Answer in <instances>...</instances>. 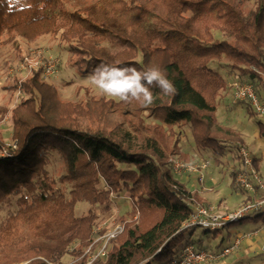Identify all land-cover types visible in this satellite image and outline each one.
<instances>
[{"label": "trees", "instance_id": "1", "mask_svg": "<svg viewBox=\"0 0 264 264\" xmlns=\"http://www.w3.org/2000/svg\"><path fill=\"white\" fill-rule=\"evenodd\" d=\"M249 4L96 0L70 8L63 0H0V47L13 46L20 60L24 43L50 35L67 46V63L80 77L101 63L151 66L176 88L168 96L153 88L156 98L147 107L96 96L68 100L43 79L42 66L5 86L21 97L14 107L0 105V123L8 115L13 123L12 144L0 124V204L16 197L18 207L0 224V264H64L66 256L72 264H174L201 227L186 226L199 193L170 167L176 154L187 159L182 128L220 162L245 143L234 127L218 124L227 88L222 68L241 82L264 83V0ZM54 154L61 159L57 174L49 171ZM252 162L258 169L255 157ZM241 170L231 173L234 185ZM120 196L129 198L132 219L109 240L106 255L95 257L106 230L92 208L108 209ZM81 201L92 208L79 215ZM246 221L263 223L264 209L204 232L214 237ZM196 241L198 249L206 247L201 237Z\"/></svg>", "mask_w": 264, "mask_h": 264}, {"label": "rangeland", "instance_id": "2", "mask_svg": "<svg viewBox=\"0 0 264 264\" xmlns=\"http://www.w3.org/2000/svg\"><path fill=\"white\" fill-rule=\"evenodd\" d=\"M63 1L70 8H78L96 0ZM253 3L254 0H250L249 6L253 5ZM215 34L217 37L220 36L219 33ZM24 46V56L31 53L32 50H38L41 48L45 50L46 58L51 56L58 60L57 73L48 79H43L56 85L65 99L80 100L83 97L91 96L105 97L100 95L96 88L89 86L88 77H80L76 74L74 69L68 65L67 59L69 53L67 46L61 43L57 37L45 35L31 45L24 43ZM37 60H39V58ZM20 61L21 60L18 58L13 46L4 45L0 47V105H7L11 108L17 105L20 101V91L13 93L5 88V86L14 84L15 78L25 77L29 74L28 71H18ZM221 71L227 78V82L232 79H239V75L231 71L229 67L222 68ZM79 86H83V88L78 89ZM255 87L261 97L264 98V83H260L257 86L255 85ZM224 92L225 93H223V97L219 102V109L217 112L218 124L232 126L241 133L245 141L243 147L248 150L252 157L257 159L258 169H255L259 172L261 179L264 180V135L260 133L259 124L260 121L264 122V116L250 113V107L247 105V102H234L232 90H230L228 86ZM147 120L149 122L154 121L149 117H147ZM0 124L6 135L7 144H12L11 134L13 123L11 116L8 115L5 117ZM177 129L180 130V128ZM182 130L183 133L180 135V146L182 152L187 155V159L182 158L180 154L176 155H179L181 159L190 163H195L200 160L209 162V166L205 170L207 175L204 182H199L195 175H185L179 178L180 180H186L188 184H192L193 187H196L195 190L199 193L201 199L200 205L213 206L217 212L227 213L239 208L243 203L250 200L248 197H251V199L253 198V196L248 194L249 191L242 188L237 180L235 185L232 183L231 173L234 168L236 167L239 169L243 167L241 158L238 157L240 156L238 149H230L228 154L220 159V162H216L211 152L201 151L195 146L189 130L186 128H182ZM60 165V157L57 154H54L49 171L53 174H57ZM17 207L18 204L16 197H11L4 203L0 204V224L7 217L8 213L15 211ZM91 208L90 204L81 201L77 204L76 211L77 214L81 215L88 213ZM92 209H94L98 215L99 229L105 228V233L113 230L118 224L125 225L126 221L132 219L128 218L131 212V202L129 198L125 196L113 197L111 206L108 209L103 205L93 207ZM136 216L135 218H137ZM260 224L261 222L255 223L251 221H246L243 226L230 224L227 228L221 229L214 237L211 234L207 236L204 232L206 228L199 227L192 237L194 240L193 243L190 244L198 247L199 244L196 239L201 237L204 240V244L207 245L206 249L216 252L226 246L228 243L227 234H230V232L233 231V228L238 227L241 231L250 230L258 227V225L260 226ZM101 237L102 235L97 239V241H101V244L96 248L97 252L103 244V241L99 239ZM222 237H224V240L220 243ZM250 240L254 242L252 248L246 246L247 242ZM263 244V236L254 239H247L242 244L239 251L234 254L217 260L207 261L202 264H239L236 262L238 256H243L241 264H264ZM182 250L180 254L182 253ZM26 263L27 262H24L22 264ZM63 263L72 264L73 258L66 256L63 259Z\"/></svg>", "mask_w": 264, "mask_h": 264}, {"label": "built area", "instance_id": "3", "mask_svg": "<svg viewBox=\"0 0 264 264\" xmlns=\"http://www.w3.org/2000/svg\"><path fill=\"white\" fill-rule=\"evenodd\" d=\"M38 58L39 60H37ZM41 66L43 67L42 77L45 79L52 77L58 71V60L51 56L46 58L45 50L39 48L38 50H32L31 53L23 57L19 63L18 71L30 72L32 69ZM227 86L232 90L234 102H247L256 114L264 116V98L257 91L255 84L232 79L227 82ZM239 153L243 167L237 174L236 180L241 184L242 188L249 191L248 194L253 196V198L243 203L239 208L227 213L217 212L213 206L196 204L186 226L198 225L210 230H216L228 223L236 222L248 214L264 209V180L261 179L259 172L253 166L252 156L248 150L242 147ZM208 166V161L200 160L190 163L181 159L179 155L173 156L170 162L171 171L175 177L181 178L185 175H195L199 182L205 181L207 175L205 170ZM124 226V224H118L113 230L99 238L103 241V244L95 257H104L106 255L109 240L122 232ZM259 236L264 238V222L256 228L236 234L233 240L218 252L206 248L198 249L193 244H187L179 258L174 261V264H202L207 261L224 258L239 251L247 239L258 238ZM262 249L264 250V244ZM89 250L90 248L86 253Z\"/></svg>", "mask_w": 264, "mask_h": 264}, {"label": "clouds", "instance_id": "4", "mask_svg": "<svg viewBox=\"0 0 264 264\" xmlns=\"http://www.w3.org/2000/svg\"><path fill=\"white\" fill-rule=\"evenodd\" d=\"M89 86L96 88L100 95L124 103L135 102L142 107L150 106L155 96L152 89L160 90L164 96L176 92L174 83L158 67L143 71L132 66H117L101 63L88 77Z\"/></svg>", "mask_w": 264, "mask_h": 264}, {"label": "crops", "instance_id": "5", "mask_svg": "<svg viewBox=\"0 0 264 264\" xmlns=\"http://www.w3.org/2000/svg\"><path fill=\"white\" fill-rule=\"evenodd\" d=\"M186 179H187V178H186ZM181 181L184 182V183L187 185L188 188L193 189V190L196 189V187H193L192 184H188V183L186 182V180H181ZM258 226H259V225H258ZM243 231H245V230H243ZM243 231H241L240 228H238V227L233 228V231H231L230 234H227V238H228V243H227V244H229L230 241L233 240V238H234V236H235L236 234H238V233H240V232H243ZM233 234H234V236H233ZM232 236H233V237H232ZM223 240H224V237H223ZM253 243H254V242H252V240H250L249 242H247V245H246V246L252 248ZM227 244H226V245H227ZM204 246H207V245L204 244ZM247 247H246V248H247ZM204 248H206V247H204ZM222 248H223V247H222ZM222 248H221V249H222ZM221 249H220V250H221ZM220 250H217L216 252H218V251H220ZM236 259H237L236 262L239 263V264H241V263H242L241 260L243 259V256H238ZM234 261H235V260H234Z\"/></svg>", "mask_w": 264, "mask_h": 264}]
</instances>
